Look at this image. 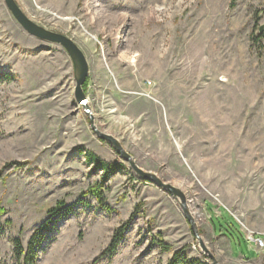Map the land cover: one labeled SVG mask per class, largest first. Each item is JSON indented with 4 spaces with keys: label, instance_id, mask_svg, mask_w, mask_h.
I'll list each match as a JSON object with an SVG mask.
<instances>
[{
    "label": "rangeland",
    "instance_id": "374dc122",
    "mask_svg": "<svg viewBox=\"0 0 264 264\" xmlns=\"http://www.w3.org/2000/svg\"><path fill=\"white\" fill-rule=\"evenodd\" d=\"M15 1L83 52L88 103L75 100L66 51L28 34L0 0V264L16 262L13 239L27 249L60 201L36 264H166L177 250L213 264L178 201L140 178L90 119L139 168L184 193L219 264H264L238 234V221L255 232L244 214L257 220L264 206V33L255 38L264 0ZM88 152L121 167L103 180ZM96 183L103 204L82 195ZM207 204H226L238 219L213 220L229 247L213 237L209 215L219 212ZM124 223L115 254L100 256Z\"/></svg>",
    "mask_w": 264,
    "mask_h": 264
},
{
    "label": "water",
    "instance_id": "95a60500",
    "mask_svg": "<svg viewBox=\"0 0 264 264\" xmlns=\"http://www.w3.org/2000/svg\"><path fill=\"white\" fill-rule=\"evenodd\" d=\"M7 10L11 13L13 18L18 22V24L30 35L44 40L51 43H55L60 45L68 54L72 66H73V75H74V97L78 105L85 107L88 103V99L85 98L82 86L86 81V78L88 76V64L86 61V58L83 54V52L79 49V47L67 36L57 33L54 31H50L47 29H44L40 27L39 25L35 24L33 21H31L21 10L19 5L15 0H3ZM258 34L264 33V23L261 24L257 29ZM88 113V110H86ZM90 127L95 132L97 137L108 144L111 145V147L114 149V151L123 158L124 161L128 162L131 169L142 179L150 181L155 183L157 186L168 192L175 200L178 201L179 207L187 219L190 228L193 232V234L196 236L199 242L200 249L208 254L210 259L212 260L213 264H219L214 256L208 252V249L204 246L200 236L199 232L196 226V223L194 221V218L192 214L190 213L187 205V200L184 195V193L177 187H174L171 184L165 183L160 178H158L154 173L144 171L141 168H139L134 161L132 160L131 155L126 152L121 143L114 138L113 136L103 133L99 131L95 125L93 124V120L90 119Z\"/></svg>",
    "mask_w": 264,
    "mask_h": 264
},
{
    "label": "trees",
    "instance_id": "16d2710c",
    "mask_svg": "<svg viewBox=\"0 0 264 264\" xmlns=\"http://www.w3.org/2000/svg\"><path fill=\"white\" fill-rule=\"evenodd\" d=\"M260 34H258L255 38L259 37ZM85 160L88 163L92 164V170H100L104 173L103 180H105L107 177H109L113 172H115L117 169L121 167L120 164L117 163H107L103 160H101L99 157H97L95 154L88 152L85 154ZM101 183H96L91 187H88L86 191L82 192V195H90L94 197L96 201H98L100 204H103V196L101 194ZM83 197V196H82ZM84 205H87V202H83ZM64 203L62 201L58 202L54 208H51L48 213L50 216V219L57 215L62 209ZM67 209H70L69 207ZM50 219L47 222H44L38 229L34 231L32 236L29 239L27 249L23 248L22 241L19 237H16L13 239V255L16 260L14 264H36L37 260V253L34 250V247L40 248V242H41V234L42 232H46L48 227V223ZM127 223L122 224L121 226L117 227L112 236L109 245L101 252L100 256H107L112 257L116 250L117 246L123 239L124 231L126 228ZM158 246L163 251H169L171 248H169V245H167L164 241L158 240ZM166 264H205L200 262L198 259H192L187 260L185 255L182 253V251L177 250L174 251L171 258Z\"/></svg>",
    "mask_w": 264,
    "mask_h": 264
},
{
    "label": "crops",
    "instance_id": "0c3cea01",
    "mask_svg": "<svg viewBox=\"0 0 264 264\" xmlns=\"http://www.w3.org/2000/svg\"><path fill=\"white\" fill-rule=\"evenodd\" d=\"M207 205H208V207H209L210 210L218 209V212H219V214H211V215H209L210 216L209 217V222H210V225H211L213 237L214 238H220V239H222L223 242L226 240L228 242V247H229L230 241H232L233 238L232 237L228 238L224 234L225 230H224V228L222 226L219 228V233L216 235L217 231H216V228H215V225H214L213 220L214 219L217 220L216 222H220L221 221V223L223 225H225V227H228V225H231L232 226L230 218H232V216L235 217V215L232 214V211H230L229 206L226 205V204L223 205V206L222 205L211 206L210 204H207ZM210 210H209V213L211 212ZM257 212H258L257 213V216H256L257 220L256 219H253L252 217L248 216L247 214H244L245 218H244V216H243V218L245 220V223L248 224L251 229L255 230V232L252 231V230H249V229H247L246 231H251V232H253V234L256 237H260V238H262L264 240V206H261L260 204H258V211ZM253 217H255V216H253ZM235 219L238 221V219L236 217H235ZM238 223L240 224V228H241V229H239L238 234L247 243L250 244L251 242L247 241L246 236H245V231L242 229L243 228V226H242L243 223H240L239 221H238ZM232 235H233V233H232ZM250 245H248V249H247L248 254H250V253L253 252L255 254L256 258H257V252L260 249H258L255 246L254 243H252ZM261 250H262V252L264 254V247ZM239 257L240 258H244V259H255V258L250 257V256H244V257L243 256H238L237 258H239Z\"/></svg>",
    "mask_w": 264,
    "mask_h": 264
},
{
    "label": "built area",
    "instance_id": "2783aa9c",
    "mask_svg": "<svg viewBox=\"0 0 264 264\" xmlns=\"http://www.w3.org/2000/svg\"><path fill=\"white\" fill-rule=\"evenodd\" d=\"M245 236L247 241L253 242L258 249L261 250L264 247V240L260 237H256L253 232L247 231Z\"/></svg>",
    "mask_w": 264,
    "mask_h": 264
}]
</instances>
